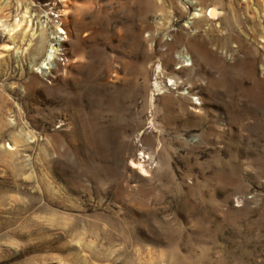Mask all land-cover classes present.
I'll return each mask as SVG.
<instances>
[{
  "label": "rangeland",
  "instance_id": "obj_1",
  "mask_svg": "<svg viewBox=\"0 0 264 264\" xmlns=\"http://www.w3.org/2000/svg\"><path fill=\"white\" fill-rule=\"evenodd\" d=\"M0 264H264V0H0Z\"/></svg>",
  "mask_w": 264,
  "mask_h": 264
},
{
  "label": "bare ground",
  "instance_id": "obj_2",
  "mask_svg": "<svg viewBox=\"0 0 264 264\" xmlns=\"http://www.w3.org/2000/svg\"><path fill=\"white\" fill-rule=\"evenodd\" d=\"M201 9V8H200ZM200 11V10H199ZM215 10L214 9H212L211 11H210V15H214V12ZM201 14H202V12H200V13H198L197 12V16H201ZM209 15V14H208ZM216 15V14H215ZM215 19V18H214ZM17 25H18V23H17ZM17 27H19V26H17ZM20 28V27H19ZM60 29V28H59ZM64 33V31H60V33ZM58 38V37H57ZM59 44H62L63 42L62 41H60V42H58ZM55 53H57L56 51H55ZM56 61H57V56L56 55H54L53 56V54H51V55H49V56H47V58H45L44 59V61H43V63L40 65L41 67H44L45 68V71H43V72H41V73H44L46 76H50L51 74H52V71L51 70H53L54 68H55V66H56ZM188 65V64H187ZM189 66V65H188ZM192 66V65H191ZM50 70L49 72H46V70Z\"/></svg>",
  "mask_w": 264,
  "mask_h": 264
},
{
  "label": "built area",
  "instance_id": "obj_3",
  "mask_svg": "<svg viewBox=\"0 0 264 264\" xmlns=\"http://www.w3.org/2000/svg\"><path fill=\"white\" fill-rule=\"evenodd\" d=\"M184 67L186 68V66L181 65V69L184 68Z\"/></svg>",
  "mask_w": 264,
  "mask_h": 264
}]
</instances>
